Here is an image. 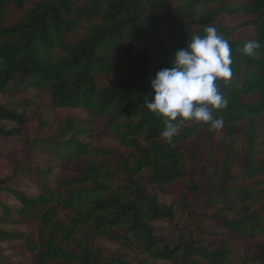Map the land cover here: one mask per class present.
<instances>
[{
	"label": "trees",
	"instance_id": "16d2710c",
	"mask_svg": "<svg viewBox=\"0 0 264 264\" xmlns=\"http://www.w3.org/2000/svg\"><path fill=\"white\" fill-rule=\"evenodd\" d=\"M222 16L246 20L232 27ZM82 23L84 33L70 40ZM208 24L232 49V77L217 81L227 107L213 116L223 120L229 141L246 122L247 146L239 155L228 143L206 179L213 192L202 208L209 213L200 215L206 224L192 234L180 232L172 244L155 225L174 219L173 206L159 192L182 181L196 189L199 158L192 152L194 163L188 164L182 144L204 129L209 145L216 128L183 121L169 144L160 135L163 120L146 109L145 100L151 98L150 78L170 67L172 54L193 35H203ZM243 25L254 28L252 38L232 36ZM249 40L259 43L253 56L239 51ZM123 74V81L97 86L104 75ZM30 89L48 93L52 111H87L129 153L90 148L84 137L94 126L88 119L67 118L56 134L30 141L24 110L0 104V123H14L0 124V136H21L31 145V162H16L9 176L0 177V246L22 239L24 261L10 259L0 247V264H130L117 252L103 255L93 245L98 238L136 252L137 264H264V241H258L264 238V156L258 157L264 142L258 133L264 117V0H0V93ZM237 160L242 167L233 172ZM25 223L34 230L15 227ZM211 224L223 236H214Z\"/></svg>",
	"mask_w": 264,
	"mask_h": 264
},
{
	"label": "rangeland",
	"instance_id": "374dc122",
	"mask_svg": "<svg viewBox=\"0 0 264 264\" xmlns=\"http://www.w3.org/2000/svg\"><path fill=\"white\" fill-rule=\"evenodd\" d=\"M169 8L172 10V6H169ZM219 20H221L226 26L237 27L246 19L222 16ZM183 24L184 21L181 20L180 25ZM85 27L86 24L82 23L79 27V34L70 36V40H75L81 36L85 31ZM253 35L254 28L251 25L239 26L234 29L232 34L233 37L241 38L243 40H248L252 38ZM126 78V74L120 76L104 75L99 79L97 86L102 88L111 85L116 81H123ZM5 101L10 102V104L18 110H24L26 116H28L29 121L25 137L30 141L39 137L56 134L58 128L67 118H73L76 122L88 119L93 121L92 126H94L92 132L84 137V141L90 145V148L114 149L119 154L128 156L129 150L119 145L112 135H107L105 132H102L100 124L87 111L79 108H62L52 111L48 93L33 89L11 92L10 94L0 93V104H3ZM259 121L263 126L260 127L258 133L260 134V140H264V117L260 118ZM0 124L5 126V128H11L14 126V123L9 121H3ZM239 126L241 130L232 137V141H229L227 138L223 127H219L216 128L215 134L209 145L208 143H205L204 129L199 130L188 142L182 144L186 150L185 158L188 164L194 163L191 156L192 152L199 158L195 175L196 189L191 190L189 188L190 183L182 181L166 186L165 191L159 192L161 201L167 205L173 206L174 210L173 220H163L155 223L156 226L160 227L161 232L164 233L166 240L170 243H177L178 234L180 232H183L185 235L192 234V232H195L198 228H203L206 224L205 220L200 221V215L201 213H209L210 210H207L206 208L202 210V208L203 205H205L204 202L207 199V195L213 194V192L210 191V187L207 186L206 179H208L209 172L217 162L219 163L227 153L229 148L228 143L231 142L230 148H232L233 151L238 152L239 155L244 153L247 146L246 136L243 133L244 129H246V122L241 123ZM30 147L31 145L25 143L24 137L0 136V177L9 176L12 173L16 162H31V156L29 154ZM259 147L260 154L258 157L260 158L264 156V142H262ZM72 166L73 167L70 168L69 172L71 175L75 174L77 172L76 169L78 168L77 164ZM241 167V164L237 160L231 170L233 172H238L241 170ZM212 182L213 180H211V183ZM65 216L66 213L61 211L60 217L64 218ZM15 227L23 232L34 230L33 224H18ZM211 227L218 233L214 236H223V229L219 228L216 224H211ZM11 228L13 227H9L8 229ZM225 236H230V234L226 233ZM230 238L236 239L232 236H230ZM258 241L261 243L264 241V238L261 237ZM93 245L98 246L105 256H109L115 252L119 253L130 264H137L138 259L141 258L136 252L124 247L121 242L98 238L94 241ZM244 246L245 244L236 246V252L233 255L234 261H238L242 256ZM0 247L2 248L1 253L8 255V257H11L10 259H13L16 262L23 259V252L26 251L22 239H16L11 243H3ZM29 256H31V254H29ZM23 263L25 262H20V264ZM150 264L167 263L151 262Z\"/></svg>",
	"mask_w": 264,
	"mask_h": 264
},
{
	"label": "clouds",
	"instance_id": "9594fccd",
	"mask_svg": "<svg viewBox=\"0 0 264 264\" xmlns=\"http://www.w3.org/2000/svg\"><path fill=\"white\" fill-rule=\"evenodd\" d=\"M203 35H193L186 47L172 54L170 67L156 72L150 78L151 98L145 107L163 120L161 137L169 144L183 121L223 126V120L213 116L214 110L227 107V100L217 81L225 83L232 77V49L215 26L208 24ZM259 43L244 42L239 51L253 56Z\"/></svg>",
	"mask_w": 264,
	"mask_h": 264
}]
</instances>
